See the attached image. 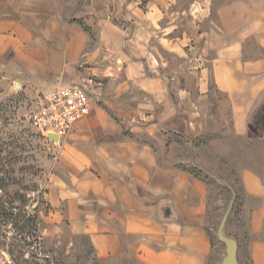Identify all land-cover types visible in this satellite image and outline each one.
I'll return each mask as SVG.
<instances>
[{"label":"crops","instance_id":"0c3cea01","mask_svg":"<svg viewBox=\"0 0 264 264\" xmlns=\"http://www.w3.org/2000/svg\"><path fill=\"white\" fill-rule=\"evenodd\" d=\"M82 4L0 0L3 80L32 94L97 82L46 184L58 220L104 264H211L209 187L177 165L178 140L229 108L219 153L244 191L248 264H264V0Z\"/></svg>","mask_w":264,"mask_h":264},{"label":"rangeland","instance_id":"374dc122","mask_svg":"<svg viewBox=\"0 0 264 264\" xmlns=\"http://www.w3.org/2000/svg\"><path fill=\"white\" fill-rule=\"evenodd\" d=\"M81 1L84 5L87 0ZM38 94L26 93L0 77V185L4 187L0 195L7 202V216L19 213L13 210L16 207L27 211L20 216L19 230L11 224L15 219L0 216V264H104L96 259L88 238L60 222L45 199L46 184L63 142L48 141L29 124L26 117ZM210 97L219 99L215 92ZM229 120V108L222 109L220 116L209 123L207 135L193 142L178 140L181 148L177 165L199 176L209 187L211 264H223L227 257L228 246L218 235L221 228L224 236L237 244L238 264H248L242 221L244 191L232 158L219 153L223 145L230 149L235 142ZM35 186L38 192H32ZM23 200L25 207L20 203ZM34 209L38 216L37 240L31 226L20 232L32 219Z\"/></svg>","mask_w":264,"mask_h":264},{"label":"built area","instance_id":"2783aa9c","mask_svg":"<svg viewBox=\"0 0 264 264\" xmlns=\"http://www.w3.org/2000/svg\"><path fill=\"white\" fill-rule=\"evenodd\" d=\"M96 85L94 78L82 76L78 83L39 94L26 117L29 124L50 142L47 136L56 135L60 145L74 125L89 116Z\"/></svg>","mask_w":264,"mask_h":264},{"label":"trees","instance_id":"16d2710c","mask_svg":"<svg viewBox=\"0 0 264 264\" xmlns=\"http://www.w3.org/2000/svg\"><path fill=\"white\" fill-rule=\"evenodd\" d=\"M194 175L197 176L196 174H194ZM197 177H199V176H197ZM0 191L1 192L4 191V187H2L1 185H0ZM38 191H39V188L37 186H35L34 187V190L32 192H38ZM23 199H24V197H23ZM20 203L22 204L23 207L26 206L25 205V200L20 201ZM6 204H7V202L0 195V216L5 215L6 216V219L7 218L8 219L10 218V220H12V218L15 219V221H13L11 224H12L13 228L19 230L20 227H19L18 224L22 221V219H20L21 218L20 216H21L22 213L23 214H26L27 211L24 208H18V207H16L15 209L13 208V210L19 211V213L13 215L14 214V212H13V214L11 213V215L7 216L8 209L6 208ZM37 221H38V216H37V213H36V209H34V214L32 215V219L29 220L28 222H26V225L22 228L23 230L21 229L22 231H20V232H23L24 233L27 230V228H29L31 226L32 235H34V238H36V240L39 239V237L37 236V234H38V222ZM29 234H30V232H29Z\"/></svg>","mask_w":264,"mask_h":264},{"label":"water","instance_id":"95a60500","mask_svg":"<svg viewBox=\"0 0 264 264\" xmlns=\"http://www.w3.org/2000/svg\"><path fill=\"white\" fill-rule=\"evenodd\" d=\"M47 137L52 142L58 143V137L56 135H48ZM218 235H219L220 240L228 246L227 257L224 260L223 264H238L236 242L224 236L223 228L219 230Z\"/></svg>","mask_w":264,"mask_h":264}]
</instances>
